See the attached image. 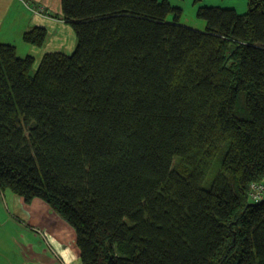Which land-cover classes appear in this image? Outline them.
<instances>
[{
  "label": "trees",
  "instance_id": "obj_1",
  "mask_svg": "<svg viewBox=\"0 0 264 264\" xmlns=\"http://www.w3.org/2000/svg\"><path fill=\"white\" fill-rule=\"evenodd\" d=\"M247 8H199L196 31L167 0H61L74 53L0 43V191L62 217L82 264H264V0Z\"/></svg>",
  "mask_w": 264,
  "mask_h": 264
},
{
  "label": "crops",
  "instance_id": "obj_2",
  "mask_svg": "<svg viewBox=\"0 0 264 264\" xmlns=\"http://www.w3.org/2000/svg\"><path fill=\"white\" fill-rule=\"evenodd\" d=\"M28 1L29 8L33 4V9L41 7L54 17L51 16L52 19L48 20L37 13L34 15L35 12L27 16L31 10L22 3L16 0H0V43L14 45L16 55L19 45L27 54L38 51L40 54L62 52L59 44L52 42L56 35L51 38V46L46 43V48L44 44L42 48H38L22 40L24 32L33 27L45 28L50 36L55 33V27L61 26L57 22L53 23L57 21L54 19H58L55 14H62L61 0ZM67 28L61 26L58 31L66 34ZM63 53L70 52L67 50ZM18 56L22 57L19 54ZM3 198L11 202L12 206L5 207L0 196V264H82L73 229L53 209L40 200H32L26 205L21 197L17 198L10 192H3Z\"/></svg>",
  "mask_w": 264,
  "mask_h": 264
},
{
  "label": "rangeland",
  "instance_id": "obj_3",
  "mask_svg": "<svg viewBox=\"0 0 264 264\" xmlns=\"http://www.w3.org/2000/svg\"><path fill=\"white\" fill-rule=\"evenodd\" d=\"M19 3H22L24 7H27L30 11V13H27V16H30V14L32 12H35L34 15H39L41 17H47L46 19H50L51 16L54 17L53 14L49 13L47 14L45 10H42L41 7L39 9H33V4H31V8H29L30 6V2L28 0H16ZM159 2H162L163 0H157ZM168 3L174 8H179L181 10V16L179 17V23L187 26L189 28H192L194 30H203L206 26V24H204V21L202 19H200L199 17H197V10L199 8H215V9H223V10H229L232 9L234 11H236L239 15L241 14H245L248 11V2L250 0H197L196 2L194 0H167ZM52 12V10H51ZM56 18L58 19H54L57 21H54L53 23H59L62 27L67 28L68 32L66 34H61L59 33L58 29L61 27H55L54 31L55 33L52 34L51 36L49 35V31H47L45 28L42 27H36V28H41L43 30H45L46 34V38L44 40V45L45 48L47 47V45L51 46V38L53 36H55L52 40L53 43L59 44V47L61 48L62 52L60 51H56V53H61L64 55H70L72 53H74V49L76 47L77 41H76V37H75V33L72 27L71 23L66 22L65 20H63V14H55ZM174 15L173 14H169V16L167 17V21H172L173 20ZM48 19V20H49ZM52 19V18H51ZM64 31V30H63ZM69 31H70V35H69ZM66 32V31H64ZM47 43V45H46ZM55 45L53 46V48L55 47ZM24 47L27 45H23ZM43 47V46H42ZM42 47H38V48H42ZM23 48H21V46H18V54L21 55L22 57H18L20 59H23L24 57L26 58L27 56L32 57L33 59H35V63H37L38 61H40L46 54H56V53H47V52H34L31 54H27V52L25 50H23ZM67 50H69V54L68 53H63V52H67ZM22 51V52H21ZM17 54V55H18ZM41 55V56H39ZM39 59V60H37ZM36 69V65L34 66V68L31 71V75L35 72ZM256 184H252L250 185V190H249V194L255 198H257L258 194L260 193V190L257 189V187L255 186ZM0 196L2 198V202L3 205L5 207L8 206H12L11 202H7L5 198H3V192L0 191ZM23 200V198H22ZM26 204V203H25ZM28 205V204H26ZM1 260V257H0Z\"/></svg>",
  "mask_w": 264,
  "mask_h": 264
},
{
  "label": "built area",
  "instance_id": "obj_4",
  "mask_svg": "<svg viewBox=\"0 0 264 264\" xmlns=\"http://www.w3.org/2000/svg\"><path fill=\"white\" fill-rule=\"evenodd\" d=\"M255 186L257 187V189L260 190V193L258 194L257 198H255L253 196H251V197L253 198V201L255 203H258V202H261V200L263 199V196H264V183L256 184Z\"/></svg>",
  "mask_w": 264,
  "mask_h": 264
}]
</instances>
